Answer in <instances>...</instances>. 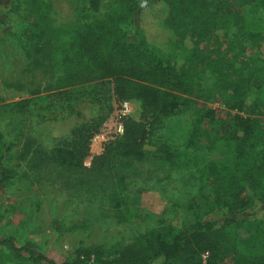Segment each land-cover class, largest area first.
Segmentation results:
<instances>
[{"label": "trees", "instance_id": "1", "mask_svg": "<svg viewBox=\"0 0 264 264\" xmlns=\"http://www.w3.org/2000/svg\"><path fill=\"white\" fill-rule=\"evenodd\" d=\"M247 6L264 9V0H112L99 18L55 26L48 0L0 4L2 31L26 61L22 73L43 81L28 90L30 98L5 103L0 96V122L8 115V126L10 116L25 119L37 107L78 114L80 101H136L140 108V119L124 118L122 135L103 144L89 167L91 140L109 112L73 126L50 149L33 147L28 138L16 158L27 159L21 172L8 165L15 140L0 124V187L29 175L39 184L52 172L87 204L100 196L120 224L135 216L125 191L136 164L152 158L173 170L190 166L165 143L146 150L165 120L190 113L192 141L228 156L193 163L208 189L198 191L203 208L194 221H162L128 242L79 247L60 264H264V219L257 211L264 212V29L248 21ZM7 14L18 19L17 30L9 28ZM125 24H132L133 37ZM5 88L23 91L26 84L6 82ZM58 225L54 220L51 228L59 231ZM85 225L75 222L63 232ZM0 264L57 263L33 243L2 237Z\"/></svg>", "mask_w": 264, "mask_h": 264}, {"label": "rangeland", "instance_id": "2", "mask_svg": "<svg viewBox=\"0 0 264 264\" xmlns=\"http://www.w3.org/2000/svg\"><path fill=\"white\" fill-rule=\"evenodd\" d=\"M52 5L51 18L55 26H76L101 17L112 0H48ZM8 0L0 2L5 7ZM6 8V7H5ZM243 13L248 21L260 29H264V9L247 6ZM6 22L11 30H17L18 19L7 14ZM124 31L133 37L132 24H125ZM26 61L16 42L6 35L0 25V96L5 103L30 98L28 90H32L41 81L38 75L24 74ZM204 85L210 81L203 80ZM6 82L26 84L23 91L5 88ZM129 102V101H128ZM120 102L107 101L100 106L90 105L84 101L77 102L78 114L56 107L51 110H39L38 107L25 118L7 116L0 124L5 126L8 140L14 139L8 165L17 164L18 171L24 170L27 161L18 162L22 144L28 138L44 149H50L59 138L67 135L71 128L81 122H87L104 116L109 117L104 123H111ZM127 117L140 119L139 103L130 101ZM110 106L111 110H109ZM213 104V107H216ZM190 113H180L163 122L162 129L151 139L146 150L153 151L155 144H167L181 152L183 158L189 160L186 169L173 170L159 166L150 158L146 162L136 164L131 173V181L125 191L130 215L127 221L115 223L113 212L109 211L106 201L99 202V197L84 201V195L70 192L63 183L54 179L52 172L43 175L39 184H31L33 178H20L9 187H0V238L13 237L18 245L33 243L35 248L45 257L60 264L73 259L74 251L79 247L94 245H111L115 242H128L140 233L155 227L164 221L174 226L194 221L195 216L202 213L203 205L198 202V191L204 187L203 180L193 165L199 159L224 160L227 155L218 149L208 151L201 147L205 143L192 141L190 136ZM17 118V119H16ZM24 122L25 124L21 123ZM20 127V128H19ZM102 128V126H101ZM18 133L22 135L19 136ZM102 147L103 143L101 141ZM86 158L84 166L89 167ZM51 178V181L49 179ZM55 180V181H54ZM204 191H208L205 189ZM64 202H68L64 204ZM86 206H83V205ZM195 204V206H194ZM257 211L264 219V212ZM58 221L59 231L51 228L53 221ZM86 222L81 229L63 232L64 228L75 222Z\"/></svg>", "mask_w": 264, "mask_h": 264}, {"label": "built area", "instance_id": "3", "mask_svg": "<svg viewBox=\"0 0 264 264\" xmlns=\"http://www.w3.org/2000/svg\"><path fill=\"white\" fill-rule=\"evenodd\" d=\"M217 105V104H216ZM130 105L128 101L120 102L111 123H104L99 133L96 134L92 140H99L103 143H106L110 140H113L116 137H119L123 133L122 121L129 115ZM207 254H203L202 258L205 260Z\"/></svg>", "mask_w": 264, "mask_h": 264}, {"label": "crops", "instance_id": "4", "mask_svg": "<svg viewBox=\"0 0 264 264\" xmlns=\"http://www.w3.org/2000/svg\"><path fill=\"white\" fill-rule=\"evenodd\" d=\"M102 152V144L99 140H91L90 143V157H88V161L90 163L91 157L94 155H99Z\"/></svg>", "mask_w": 264, "mask_h": 264}]
</instances>
